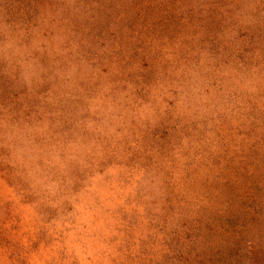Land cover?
I'll return each mask as SVG.
<instances>
[{
	"label": "rangeland",
	"instance_id": "obj_1",
	"mask_svg": "<svg viewBox=\"0 0 264 264\" xmlns=\"http://www.w3.org/2000/svg\"><path fill=\"white\" fill-rule=\"evenodd\" d=\"M0 47V264H264V0H0Z\"/></svg>",
	"mask_w": 264,
	"mask_h": 264
},
{
	"label": "clouds",
	"instance_id": "obj_2",
	"mask_svg": "<svg viewBox=\"0 0 264 264\" xmlns=\"http://www.w3.org/2000/svg\"><path fill=\"white\" fill-rule=\"evenodd\" d=\"M4 47L12 48V55L13 56H20L21 59L17 61L20 65V75L22 78L23 83L27 87H31L32 81L34 78H39L40 74V67L38 63L35 61L34 58H31V53L28 52L26 49H22L19 47H13L12 44H7ZM4 48L0 47V52H3ZM29 57L28 59H25L24 57ZM8 57L5 56V59Z\"/></svg>",
	"mask_w": 264,
	"mask_h": 264
},
{
	"label": "trees",
	"instance_id": "obj_3",
	"mask_svg": "<svg viewBox=\"0 0 264 264\" xmlns=\"http://www.w3.org/2000/svg\"><path fill=\"white\" fill-rule=\"evenodd\" d=\"M254 258H256V259H254L255 261H253L251 264H257L259 262H263V260L259 259L256 255H254Z\"/></svg>",
	"mask_w": 264,
	"mask_h": 264
}]
</instances>
